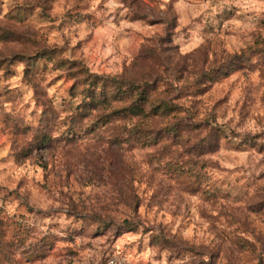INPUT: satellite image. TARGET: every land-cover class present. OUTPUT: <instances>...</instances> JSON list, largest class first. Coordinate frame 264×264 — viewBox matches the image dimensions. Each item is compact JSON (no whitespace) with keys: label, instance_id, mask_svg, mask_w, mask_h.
I'll use <instances>...</instances> for the list:
<instances>
[{"label":"rangeland","instance_id":"1","mask_svg":"<svg viewBox=\"0 0 264 264\" xmlns=\"http://www.w3.org/2000/svg\"><path fill=\"white\" fill-rule=\"evenodd\" d=\"M114 256L264 264V0H0V264Z\"/></svg>","mask_w":264,"mask_h":264},{"label":"trees","instance_id":"2","mask_svg":"<svg viewBox=\"0 0 264 264\" xmlns=\"http://www.w3.org/2000/svg\"><path fill=\"white\" fill-rule=\"evenodd\" d=\"M132 93L134 92V97L136 99H141L142 101H146L148 99V93L146 91H140L138 87H135L134 85L131 87ZM125 95L127 94L126 92H123ZM167 102H163V104L159 107L162 109L163 112L168 111L169 107L168 104H164Z\"/></svg>","mask_w":264,"mask_h":264},{"label":"built area","instance_id":"3","mask_svg":"<svg viewBox=\"0 0 264 264\" xmlns=\"http://www.w3.org/2000/svg\"><path fill=\"white\" fill-rule=\"evenodd\" d=\"M92 264H132V263L124 258L114 256V257H109L104 261L93 262Z\"/></svg>","mask_w":264,"mask_h":264}]
</instances>
